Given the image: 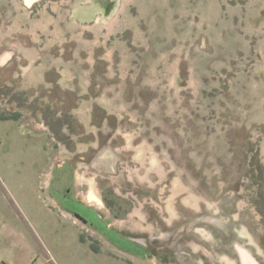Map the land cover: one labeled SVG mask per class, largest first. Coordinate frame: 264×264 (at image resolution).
I'll return each instance as SVG.
<instances>
[{
  "label": "water",
  "instance_id": "water-1",
  "mask_svg": "<svg viewBox=\"0 0 264 264\" xmlns=\"http://www.w3.org/2000/svg\"><path fill=\"white\" fill-rule=\"evenodd\" d=\"M0 109L58 141L57 209L136 264H264V0H0Z\"/></svg>",
  "mask_w": 264,
  "mask_h": 264
},
{
  "label": "rangeland",
  "instance_id": "rangeland-1",
  "mask_svg": "<svg viewBox=\"0 0 264 264\" xmlns=\"http://www.w3.org/2000/svg\"><path fill=\"white\" fill-rule=\"evenodd\" d=\"M58 147V141L23 111L0 109V198L7 197L5 182H27L34 185L40 208L47 211L45 217H27L19 211L8 214L0 207L3 229L11 243L0 241V258L9 261L18 255L17 244H30L38 253L33 261L40 260V264H136L59 211L47 196L45 181ZM40 164L45 165L44 170L36 169ZM37 172L44 174H32ZM100 195L111 218L128 217L133 208L129 198L109 186ZM29 204L38 208L36 202Z\"/></svg>",
  "mask_w": 264,
  "mask_h": 264
},
{
  "label": "crops",
  "instance_id": "crops-1",
  "mask_svg": "<svg viewBox=\"0 0 264 264\" xmlns=\"http://www.w3.org/2000/svg\"><path fill=\"white\" fill-rule=\"evenodd\" d=\"M2 168V167H1ZM36 169H45V165L40 164V166L36 167ZM1 174H3L2 172H0ZM34 176H38L40 174H44V173H32ZM31 173L29 175H32ZM12 175V173L10 174ZM4 189H6V198H0V207H3L4 210L10 214V212H17L19 211L20 213L25 214L27 217L28 215L31 217H45V215L47 214L46 209L40 208V204L38 203L39 200H37V197L34 193V185L31 184H27L23 183V181L19 182V183H4ZM46 192V191H45ZM11 199H14L12 202L8 201ZM36 198V200H35ZM29 201L32 203H37L38 208H35V205H30ZM13 202L15 204H13ZM51 215L54 213V211L48 212ZM55 213H57V210L55 211ZM2 217L3 215L0 213V238H4L1 239V242H6L5 244L7 245H11V243H8L7 241V235L4 232L3 229V223H2ZM15 249L18 252V255L12 259L5 260L0 258V264H40V260L37 261H33V258H35V256L38 254L36 249L32 246H30V244H26L23 246H19L18 244L15 246Z\"/></svg>",
  "mask_w": 264,
  "mask_h": 264
},
{
  "label": "flooded vegetation",
  "instance_id": "flooded-vegetation-1",
  "mask_svg": "<svg viewBox=\"0 0 264 264\" xmlns=\"http://www.w3.org/2000/svg\"><path fill=\"white\" fill-rule=\"evenodd\" d=\"M68 192H69V191H68ZM68 194H69V193H66V195H65V197H64V201H69V200H71V201L74 202L75 204H79V203H77V200L74 199V196L70 198V196H68ZM79 205H81V204H79ZM69 211H70V210H69ZM71 212L74 213V214H77L78 216H80L81 218H83L82 215H80L77 211H71Z\"/></svg>",
  "mask_w": 264,
  "mask_h": 264
},
{
  "label": "trees",
  "instance_id": "trees-1",
  "mask_svg": "<svg viewBox=\"0 0 264 264\" xmlns=\"http://www.w3.org/2000/svg\"><path fill=\"white\" fill-rule=\"evenodd\" d=\"M125 243L130 246L129 247L130 249H131L132 245H134L133 243H130V242H127V241Z\"/></svg>",
  "mask_w": 264,
  "mask_h": 264
}]
</instances>
